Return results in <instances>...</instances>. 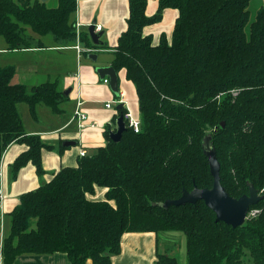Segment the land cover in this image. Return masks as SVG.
Returning <instances> with one entry per match:
<instances>
[{
	"label": "trees",
	"instance_id": "trees-1",
	"mask_svg": "<svg viewBox=\"0 0 264 264\" xmlns=\"http://www.w3.org/2000/svg\"><path fill=\"white\" fill-rule=\"evenodd\" d=\"M251 0H158L148 16L147 0H128L126 29L114 47L94 44L80 31L86 48L112 50L111 66L124 69L134 85L140 126L128 125L118 142L79 155L44 181L41 150L52 149L38 134H27L18 106L25 103L36 118L37 105L63 113L67 95L58 81L29 88L11 81L12 64L0 63V155L13 143L27 149L10 163L11 179L27 162L35 166L39 185L19 196L8 213L2 240L4 264L22 254L65 253L71 264H111L125 232L181 231L186 264H264V2L252 11ZM166 8L177 10L172 36L153 43L143 34ZM76 0H0V39L8 50L53 42H76ZM30 30V31H29ZM39 36V37H36ZM123 106L118 110L124 114ZM116 115L113 118L115 122ZM223 123V125H222ZM211 135L220 165V181L235 198L252 184L261 199L235 228L215 220L202 200L166 209L156 205L175 199L183 189L209 188L213 178L202 151ZM103 188L101 198L94 195ZM257 210L253 215L252 211ZM160 264H179L158 255Z\"/></svg>",
	"mask_w": 264,
	"mask_h": 264
},
{
	"label": "crops",
	"instance_id": "crops-1",
	"mask_svg": "<svg viewBox=\"0 0 264 264\" xmlns=\"http://www.w3.org/2000/svg\"><path fill=\"white\" fill-rule=\"evenodd\" d=\"M50 1L52 0H45V3ZM257 2L261 3L264 0H257ZM157 5L158 0H147L146 15H153ZM128 13V0H76L75 19L79 23V30L87 31L92 23L99 25L100 30L97 31L101 33L99 39L106 42L109 47L117 44L119 35L126 29ZM177 14L176 9L166 8L160 21L144 26L143 34L150 35L155 44L159 42L162 34L170 39ZM46 37L47 35L39 37L42 46L22 50H8L6 43L0 39V60L2 61L0 63L14 65L15 71H20V77L22 76L25 80L20 83L31 88L45 80L56 79L59 88L63 92L67 91L66 94L64 93L67 95V100L62 104L63 113L57 114L53 111L51 113L53 120L59 114L65 115L64 119H57L55 123L43 119L44 116L40 115L38 110L45 108L42 104L37 105L36 118L32 117L27 105L23 107V112L21 111L22 105L18 106L26 133L38 134L44 142L53 145L52 149L43 148L41 150L42 166L45 170L42 176L44 181L50 180L53 174L62 167L76 166L81 149H84L85 153H91L89 149L104 145V127L106 124L115 125L113 118L118 115L116 106L113 108L116 95L109 83L103 81L108 77L100 78L96 71L97 66L111 65L112 48L94 49V51L87 52L86 47L80 42L82 51L79 52L75 48L76 42L60 45L54 43L52 38L45 39ZM103 52H109L110 58L100 59L99 54ZM90 54L96 55V59L90 58ZM20 56L24 58L23 61L17 58ZM98 58V64L94 63ZM118 88H120L119 85ZM119 91L122 90L119 89ZM122 100L125 101L124 97ZM107 102H111V107H106ZM76 106L86 115L85 125L82 127H79L77 121L72 118ZM46 120L48 123L52 122L54 126L46 128L44 126ZM90 122L96 123V126H89ZM65 141L69 142V145H63ZM25 149H27L26 144L13 142L0 155V188L2 190L0 264H4L1 246L4 236L9 231V223L6 219L9 217L8 213L18 203L20 194L36 188L40 183L35 166L30 161L19 169L15 178L9 177L10 163ZM103 193L104 189L98 188L94 197L101 198ZM179 233L181 231L176 230L125 232L121 237L120 252L111 256V264H160L158 255L162 254L161 248H163V253H166L169 247L176 249L174 252L178 254L184 252L186 261V239L183 241ZM11 264L71 263L65 253L55 252L52 254H22L17 256Z\"/></svg>",
	"mask_w": 264,
	"mask_h": 264
},
{
	"label": "water",
	"instance_id": "water-1",
	"mask_svg": "<svg viewBox=\"0 0 264 264\" xmlns=\"http://www.w3.org/2000/svg\"><path fill=\"white\" fill-rule=\"evenodd\" d=\"M40 1L45 2V0ZM87 32L92 42L98 44L101 33L95 31V25L93 23L88 26ZM89 57L96 59V55L90 54ZM96 71L100 78H104L105 76L108 77L109 86L115 93L116 97H118V78L113 66H99L96 68ZM64 93L66 94L67 91H64ZM123 106L124 103L119 102L117 103L116 108L119 110ZM125 128L126 122L123 114H119L115 119V130L109 132V138L113 142H118ZM62 144L69 145V142L65 141ZM202 151L208 160L210 173L213 178L212 186L209 188H199L194 186L191 190L183 189L179 197L175 199H166L165 201L156 202L155 204L166 209L170 205L178 206L202 200L204 204L214 212L216 221H222L233 228L242 225L247 218L250 206L256 204L262 196L252 184L248 183L247 194H243L238 198L232 197L221 184L220 165L217 160L216 151L213 142L211 141L210 134L205 135L203 138Z\"/></svg>",
	"mask_w": 264,
	"mask_h": 264
},
{
	"label": "rangeland",
	"instance_id": "rangeland-1",
	"mask_svg": "<svg viewBox=\"0 0 264 264\" xmlns=\"http://www.w3.org/2000/svg\"><path fill=\"white\" fill-rule=\"evenodd\" d=\"M54 4H56V0H52V1L47 3L48 6H54ZM258 4L259 3L257 2V0H255V2H254V0H251L249 8L252 11H254L257 8ZM49 38H51V36L47 35V37L45 39H49ZM167 40H168V42H170L171 37H170V39H167ZM110 56H111V54L109 52H103V53L99 54V58L100 59L106 58V60H107L108 58H110ZM17 58H20L22 61L24 60V58L21 57V56L17 57ZM99 58L94 63L98 64ZM0 62H2V61L0 60ZM19 72H17V71L14 72V74L12 76V79H11V81L13 83L25 82L24 78L22 76L20 77ZM116 73H117V78H118V85L120 87L119 89L122 90V91H120L121 92L120 99H123V97H124V100H125L124 104H125V108L127 109V111L129 113H131V115L134 118H139L138 100H137V95H136V92H135L134 85L132 84L131 81L127 80V78L125 76L124 69H120ZM19 105H22L21 106L22 107L21 111L23 112L24 111L23 107H26V104L25 103H20ZM116 105H117V103H114L113 108ZM42 106L45 107V108L39 109L38 112L40 113V115L44 116L43 119H48V120L52 121L53 123H55V121H58L57 119H60V118H61V120L64 119L65 115L59 114V116H57V118L55 117L54 120H53L51 118L53 116V114H51V113H53L52 110L50 108L46 107L45 105H42ZM36 115H37V112H36ZM48 120L44 121V126L46 128L53 127L54 124L52 122L48 123ZM93 151H94V149H89V152H93ZM8 172H9V177L11 178L10 167L8 168ZM6 219H8V223L10 224V217H8ZM179 234L182 236L183 241H185L184 234L182 232L179 233ZM160 244H161V241H160ZM183 247H184V245H183ZM174 251H176V249H173V248L169 247V251H166V254L169 253L170 255L176 256L178 258L179 264H186V261H185V258H184L185 253L182 252V253L178 254V253H176ZM163 252H164L163 248H161V253H163Z\"/></svg>",
	"mask_w": 264,
	"mask_h": 264
},
{
	"label": "built area",
	"instance_id": "built-area-1",
	"mask_svg": "<svg viewBox=\"0 0 264 264\" xmlns=\"http://www.w3.org/2000/svg\"><path fill=\"white\" fill-rule=\"evenodd\" d=\"M99 30H100V26L99 25H95V31L97 32ZM79 33H80L79 23L76 21V43H75V48L80 52V51H82V48L80 46V37H79L80 34ZM85 50L87 52L94 51V49H92V48H87V49L85 48ZM103 81L107 83L108 82V78H104ZM120 94H121V92L119 91V96L116 97L117 99L115 100V103H119V102H123L124 103V101L119 98ZM78 105H79V103H78ZM106 107H111V102H107L106 103ZM72 118L77 121V124H78L79 127H82V126L85 125L84 123H85L86 115L84 114V112H82L79 109V107L76 106ZM124 118L127 120L128 125L134 129V131H138L139 130V126H140L139 118H134L131 115V113H129L127 110H126V112L124 114ZM89 126H96V123L90 122ZM84 154H85V150L81 149L80 150V155H84ZM1 198H2V190L0 188V199ZM256 211L257 210L252 211L251 214L253 215Z\"/></svg>",
	"mask_w": 264,
	"mask_h": 264
}]
</instances>
